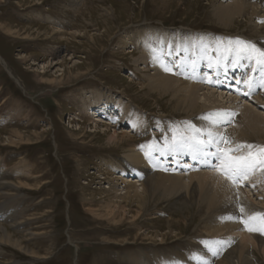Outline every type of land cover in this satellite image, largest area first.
I'll return each instance as SVG.
<instances>
[{"label": "rangeland", "instance_id": "1", "mask_svg": "<svg viewBox=\"0 0 264 264\" xmlns=\"http://www.w3.org/2000/svg\"><path fill=\"white\" fill-rule=\"evenodd\" d=\"M234 1L242 0H0V57L5 60L3 63L0 58V264H167L164 259L168 264H221L225 260L243 264L245 259L250 264H264L262 248L245 243L251 252L242 250L240 235L227 237L225 246L218 243L215 255L203 251H210L216 241L206 228L211 221L207 209L197 203L190 189L171 197L157 194L148 199L144 210L135 204H123L125 212H120L115 225L90 213L103 212L109 197L102 188L113 184L101 162L109 161L125 170L130 164L126 150L132 145L152 146L159 164V169L148 176L136 177L141 183L158 172L185 179L192 170L207 175L223 172V160L216 157L204 165L188 148L192 158L174 157L164 151L174 133L188 135L186 129L196 127L198 113L193 115L184 105L178 107L171 93L152 89L150 79L155 76V67L149 58L144 59L150 54L149 42L173 50L165 63L176 73H188L183 61L192 57L197 79L214 85L200 81L199 86L204 88L200 97L208 90L222 93L231 103L218 98L216 108L221 104L218 108L223 110L229 105L224 110L236 114L235 120L246 104L264 113V89L258 82L264 65L257 64L255 58L230 59L232 55L226 51L229 42L236 39L264 51V0H253L260 13L237 16L225 27L218 12ZM205 38L216 51L209 52L213 53L211 57L207 53V62H200L194 51H198L199 39ZM231 68H245L247 74L234 71L233 76ZM239 74H245L242 82ZM246 79L255 88L245 89ZM200 104L205 111L210 110V105ZM231 106L237 107L235 111ZM106 111H113V127L129 132L133 138L117 145L109 142L103 135L104 128L112 131L106 123L109 117L104 116L105 123L98 124L99 128L93 123L95 116H103ZM235 122L227 128H235ZM137 126L140 128L135 131ZM232 138L231 134L223 138L221 157L238 144L252 145L229 154H251L252 168L257 167L256 172L264 170V135H252L246 142ZM216 151L210 146L203 154L208 157ZM126 172V180L135 177ZM250 176L235 181L239 182L236 193L246 191L240 198L257 206L263 221L257 235L264 239V192ZM243 202L237 198L238 210ZM223 216L218 214V220L231 215ZM234 220L247 229V236H255L248 232L243 211ZM45 223L54 233L41 236L37 229ZM72 235L77 236L73 241ZM14 242L20 246H14Z\"/></svg>", "mask_w": 264, "mask_h": 264}, {"label": "bare ground", "instance_id": "2", "mask_svg": "<svg viewBox=\"0 0 264 264\" xmlns=\"http://www.w3.org/2000/svg\"><path fill=\"white\" fill-rule=\"evenodd\" d=\"M256 6H258V5L257 4H254L253 3V0H252V2H250L249 0H242V1H239V2H235L234 1V3L232 2V4L227 5V7L224 6L225 8H223V10L221 9L218 12V17L220 19V22L225 27H228V26L232 25V22L234 21V19L237 16H241V15H245V14H251L252 16H255L256 14L260 13V12H258L259 11L258 10L259 8L256 7ZM263 7H264V4H263ZM250 9H252V10L249 13L248 11ZM261 10H262V8H261ZM252 18H254V17H252ZM149 40L151 41V39H149ZM199 42H200V44H199L198 51H197V49H195V51H194L195 53H197L196 54L197 61H200V62H203V61L205 62L206 61L207 62L208 61V58H209V57H207V53H209L210 51H216V49H213L211 47L208 38L199 39ZM145 44H146V42H145ZM223 47L224 46H222V48ZM156 48L158 50L157 54L162 57V62L165 63V57L166 56L167 57L168 56H171L173 50L166 51L165 50V45H162V44H159V43L156 45ZM145 50H147V48ZM160 50H162V51H160ZM175 50H174V52H175ZM219 50H220V48L218 49V51ZM221 53H222V51H221ZM190 54L192 55V52H190ZM210 54H213V53H209V56H210ZM144 55H146V54L144 53ZM219 55H220V53H219ZM231 55H232V58H230V56H229V58L230 59H234V54H231ZM147 58H149V60L151 61V63L155 67L153 70L156 71L154 78L150 79V81L152 83L151 84L152 89L158 90V91H160L162 93H165V94L171 93L172 96L177 99V102L179 103L178 107H180L181 105H184V107H186V110L189 111V112H192L193 115L196 114V113H198L197 114V121L195 122L196 127L195 128H190L189 127V128L186 129V132H187L188 135L193 134L194 130L199 129V130H201L200 139H202V136L206 137L205 132L210 130L214 135H217L218 137H222V138H224L225 135L231 134V136L232 137H235L236 140L239 141V142H246V141H248L247 139H249L252 135H257V136L264 135V113L260 114V113L257 112L258 110L256 111V109H255V111H256L255 112L253 110V108L251 107L252 105L250 106V105L246 104V106L243 109L240 107L242 109L241 110L242 112H240L241 115H240L239 118H237L238 116L236 117L238 119V121L235 122L237 120V119L236 120L234 119L236 114H233V112L224 110V108L226 109L229 105H224L223 110H219L221 108H218V107H220L221 104L219 106H217V108H216V105L219 104L218 98L221 100V102L227 101L226 103H228V102L231 103L230 101L225 100L226 99V96L225 95H223L222 93L220 95H219V93H218V95H216L217 93L215 94V92L214 93L213 92H210L208 90V88L206 87L207 90H208V92H206L207 90L205 89L206 90L205 92L207 93V95H204L203 97H200L201 95H200L199 92L202 89H204V88H201L203 86H199L200 81L201 82H204L207 85H212V83L210 81H206L205 79H201V80H198L197 79L199 73H197L196 70L194 69V60H193L192 57L187 56L186 59L183 61L184 62L183 66L186 67L188 69V71H189L188 73L185 72L183 74L176 73L166 63L165 64L169 68H171L172 71L171 72H165L163 70V68L161 67L160 63H157V62H154L153 61V58H152V54L151 53L148 54V56L146 58H144V59H147ZM225 58H226V56L224 55L223 56V59H225ZM230 59H229V61H230ZM1 61H3L2 58H1ZM197 61L195 60V65H196V68L199 69L200 67L196 63ZM3 63H5V60L3 61ZM228 67H230V66L228 65ZM232 68H231V72H230L231 75L233 74L234 71H235V74H237L238 72H240L242 74V72L247 71L245 68H242L241 70L239 68H237V69H239L238 71H236V70H234ZM235 74H233V76H235ZM241 74H239L240 77L241 76H244L247 73L245 72L244 75H241ZM207 75H209V74H207ZM253 77L254 76H252L250 79H252ZM242 80H243V78L241 77V79L239 81L242 82ZM258 82L259 83L262 82L259 86L263 90L264 89V73H263V76H260ZM229 85H231V84L229 83ZM212 86H214V85H212ZM231 86H233V85H231ZM243 86H244L245 89H248L249 88L247 84H244ZM254 86H255V84H254ZM259 86H258V88H259ZM210 90L212 91V89H210ZM253 91L255 92L256 89H254ZM256 93H254V94H256ZM227 99H229V98L227 97ZM258 99H261V98H258ZM263 100H264V98H263ZM200 102H204L205 104L210 105V108H209L210 110L205 111L203 109V107L201 106ZM258 102H261V101H258ZM261 103H263V101ZM208 105H206V106H208ZM233 105H234V102H233ZM232 106H231V108H233L232 110H234V107H235V109L237 108L236 106H234V107H232ZM239 111H240V109H239ZM112 112L113 111H106L105 113L103 112V114H104L103 116L102 115L101 116L100 115L95 116L94 117L95 119L93 120V123L95 124V128H99V127H97L98 124L103 123V122L105 123V121H104L105 120V117H109V120L106 122L108 124V126L113 127V125L115 124V121H114V117L112 115ZM215 113H221V114L228 113V114H231V115L209 116V114H215ZM212 120L219 121V123L218 124H212L211 123ZM110 121H112V122H110ZM123 122L124 121H122V123ZM233 122H235V124H236V125L234 124L235 125V128L228 129L227 128L228 124H231ZM139 128L140 127H138V126L135 127V129H136L135 131H137V129H139ZM80 129L81 128H79L78 130L80 131ZM230 130H231V132H229ZM104 131L105 132L103 133V135L108 136L109 137V142H112L114 144L116 143V145H117V143H123L124 140H128V139L130 140L131 138H133L131 135H129V132L128 133H126L125 131L122 132V130L116 129V127H113L112 128V131H110L107 128H104ZM93 132L96 133L97 131H93ZM110 132H112V133H110ZM14 137H17V135H15ZM235 138H232V139H235ZM220 145H222V143H220ZM143 147L141 146V147H138L137 148L136 145H134V146L132 145L131 148H129L128 150H126L127 151V153H126V160L130 164L129 165L127 164L128 166H127V168L125 167L126 168L125 170H123V167L116 166L112 162H109V161H102L101 162L102 166L104 167L103 170L106 171V173L109 172V173H107L108 174L107 176H109L108 181L110 180V182L113 183V184L108 183L107 184V185H109L108 187L102 188V189L106 190L104 193L105 194H108L106 197H109V198H108V201H105L104 202L105 207L103 209V212L96 211V210H91L90 211V213L94 217L101 218V219H105V220H107L109 222V224H114L115 225V223L118 221L120 212H125V206H123V204H127V203H129V204H135L136 206H138L139 209L144 210V208L146 207V205H147V203L149 201L148 199H150L152 197L154 198L157 194H158V196L159 195H162L163 197H166V196L167 197L168 196L171 197V196L181 195L185 190L187 191V190L190 189L191 192H193V194H195L194 196L196 198L195 200H197V203H200L202 205L201 207L203 209L204 208L207 209L206 215H208L207 216L208 220L209 221L211 220V221L209 223V226L207 225L206 228H208L207 231L209 232V234L210 235H213L211 237H215L214 241H216V244L214 242L212 243V246H211V250L210 251L209 250L206 251L205 249H203L204 252H207V253H209V252L210 253H215L216 250L218 248H220V247L217 246L218 243L221 242V244L223 246H225L228 243V240H227L228 238L227 237H230V235H231L235 239V238H237L236 237L237 235H240L241 236V239H239L240 242L239 241L238 242L241 245L242 250L243 249L244 250H246V249L248 250L249 249L250 252H251V248L245 244V243H247V244L248 243H251L252 245L259 246V248H262V253H264V239L260 235H257V233H259V230H257V228H258V226L261 227L262 226L261 224L263 223V221L260 218L261 215L259 213L258 208H256L257 206L255 207V205H252L251 203H249V201H248V203H246L245 202L246 201L245 200L246 198H243V200H242V198H240L241 195H243V196L245 195L244 193L246 191L245 192L239 191V193H236L237 192V188L239 189V186H238L239 185V182L238 181H237L238 183H234V182L230 181L229 179H225V176L223 177V175H224L223 172H219V173H214V174L207 175V174H202V173H200L197 170H192L191 173L189 174V176L187 177V179L182 178L180 176H177L176 174H169L166 171V172H160V173L158 172L157 174L152 175L150 178H148L147 181L141 183V180H137L136 177L142 179L143 176H145V175L148 176L149 173H152V171L154 172L157 169H159L158 168L159 167V164L157 162L158 160L156 161V159L153 157L152 146H147V147L146 146H143ZM146 152H148L149 155L146 156L145 155ZM167 154L168 155H171V156H174V157H176L177 155H179L181 157H186V158L187 157H191L192 158V156L190 155V152L188 151L187 147H185L184 149H182V150H180L178 152H172L170 154L169 153H167ZM124 156H125V154H124ZM214 157L215 156H213V155L206 157L203 153L202 154L201 153H195V155H194V159L199 160V162L201 164H204V165L210 164L212 162L211 159H213ZM174 159H176V158H174ZM179 161H181V160H179ZM217 161H219V160H217ZM173 163H170L168 165H170V166L173 165L174 166L175 164L176 165L178 164V166H179L181 164V163L180 164L179 163L173 164ZM218 163H220V162H218ZM190 166H192V165H188V167H190ZM254 166L255 165H253V167ZM180 167H182V166H180ZM255 169L251 168V170L249 171L250 173H248V175H251L250 177L254 176V177H252L253 178V181H256L257 184L260 185L259 187L261 189H263L262 191L264 192V170L262 169L261 171L256 172ZM214 170H215V168H214ZM126 171L129 172L128 173L129 175L135 176V177H133L131 180H126V178H125V175L127 174ZM188 172H189V170H188ZM101 176H102L101 178L103 180H105V178L103 177L105 175L103 174ZM139 183H141V184H139ZM15 187H17V186H15ZM22 189H24V188H22ZM107 191H109V192L107 193ZM110 193H111V195H109ZM113 194L116 195L114 198H112V196H114ZM89 196H90V194H89ZM237 198L240 199L241 201H244L242 203L244 206L242 205V208L241 209H243V214L246 217V220L245 221H246L247 226L249 228V231L248 232H251V233L254 232L255 233V236H251V238L253 240L249 236H247L246 233H244V231H246L247 229L246 230L243 229L242 226H240V223H237L236 220H234L235 217H236V214L240 213V211H241V209L238 210L236 208V205H235V202H236ZM86 199H88V198H86ZM233 202H234V204H233ZM234 205H235V207H234ZM262 205H264V204L262 203ZM218 214L219 215L221 214L222 216L224 214L225 215L228 214V215H231V216H227V218L229 217V219H227L225 217V219L224 220L221 219L222 220L221 221V220H218L219 219L218 218ZM213 215H215V217ZM212 216H213V218H212ZM39 219H41V218H39ZM50 230H51L50 229V225H48L46 223L44 225H41L37 229V231L41 232V236L42 235H47L48 233H50L49 232ZM5 231H6V229H5ZM263 231L260 234H262ZM20 232H22V231L20 230ZM3 233H4V231H3ZM52 233H54V232H52ZM52 233H50V234H52ZM9 234H7V232H6V236L8 237V239H10L9 242H11V244H12L13 241L11 239V236H9ZM100 236H102V235H100ZM37 237H39V235ZM74 238H77V236L72 235L71 236V240L73 241ZM220 238H223V239L221 240ZM105 240L106 239H104L103 241L105 242ZM76 242L77 241L75 240L74 243H76ZM1 244H3V242H1ZM14 246L18 247V246H20V243L19 242H14ZM237 248H238V246H237ZM28 249H29V246H28ZM233 249H235V248L233 247ZM247 250H246V252H247ZM28 251H30V250H28ZM197 252H196V254H197ZM193 253H195V252H193ZM231 253H232V251H231ZM202 255H203V252H202ZM242 256L244 257V255H242ZM197 257H198V255H196V258ZM225 258H227V257H225ZM13 259H14V257H13ZM176 259H178V258H176ZM163 262L164 263H167V264L169 263V261L166 260V259H164ZM176 262L182 263V259H178V260H176ZM238 263H242V262H238ZM244 263L245 264H250L247 259H245V262ZM185 264H186V262H185ZM196 264H200V263L199 262H196ZM221 264H231V263L225 260V261L221 262Z\"/></svg>", "mask_w": 264, "mask_h": 264}, {"label": "snow or ice", "instance_id": "3", "mask_svg": "<svg viewBox=\"0 0 264 264\" xmlns=\"http://www.w3.org/2000/svg\"><path fill=\"white\" fill-rule=\"evenodd\" d=\"M261 23H264V21H261ZM234 43L235 47H232V44ZM148 50L152 54V58L154 62L160 63L161 67L165 72H171L172 69L169 68L165 63L162 62V57L157 54L158 50L155 46L149 42L148 44ZM162 51V50H160ZM226 51L229 52V54H234L236 60H239L241 58L244 59H253L255 58L256 63L259 65H264V51L258 49L255 47V45L251 44L250 42L242 41L239 39H236L234 42H229V47L226 49ZM211 66V65H210ZM262 72H264V68L261 69ZM239 83V81H237ZM245 84L248 85V87L251 89L252 84L250 80L244 81ZM220 115H231L228 113H215V114H209V116H220ZM212 124H218L219 121L212 120ZM201 130L197 129L194 130L193 134L186 135L184 133H174L171 137V140L168 141L164 145V151L167 153L172 152H178L185 147L193 151L194 153H204L205 149H207L210 146H215L217 151L215 153H211V155L215 156L217 160H223V173L227 179L232 180L234 183L237 179L240 178H247V175L251 168L253 167V158L251 154H249L248 157L244 156H234L230 155L229 153H235L241 151L244 147L252 148V145H236L233 148L228 149V152L224 154V157H221L220 155V149L219 145L220 143H224L222 137H218L217 135H214L210 130L205 132L206 140L200 139ZM154 147V146H153ZM261 151H264L262 149ZM145 155H149L148 152L145 153ZM215 167V165H212ZM243 211V209H241ZM215 255V253H213Z\"/></svg>", "mask_w": 264, "mask_h": 264}]
</instances>
